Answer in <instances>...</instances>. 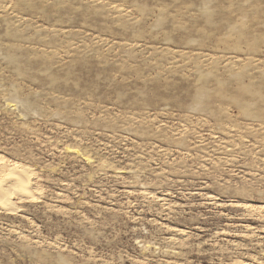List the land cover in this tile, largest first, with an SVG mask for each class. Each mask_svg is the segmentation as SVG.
I'll list each match as a JSON object with an SVG mask.
<instances>
[{
  "label": "rangeland",
  "instance_id": "1",
  "mask_svg": "<svg viewBox=\"0 0 264 264\" xmlns=\"http://www.w3.org/2000/svg\"><path fill=\"white\" fill-rule=\"evenodd\" d=\"M0 264H264V0H0Z\"/></svg>",
  "mask_w": 264,
  "mask_h": 264
},
{
  "label": "bare ground",
  "instance_id": "2",
  "mask_svg": "<svg viewBox=\"0 0 264 264\" xmlns=\"http://www.w3.org/2000/svg\"><path fill=\"white\" fill-rule=\"evenodd\" d=\"M10 175H11V173H10ZM13 176H14V171H13ZM22 183H19V185H21ZM23 185V184H22ZM22 185H21V187H22ZM2 199V198H1ZM1 201H3L4 202V200L2 199Z\"/></svg>",
  "mask_w": 264,
  "mask_h": 264
}]
</instances>
